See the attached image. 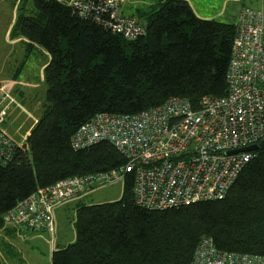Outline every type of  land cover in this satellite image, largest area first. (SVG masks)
<instances>
[{
	"label": "trees",
	"instance_id": "trees-1",
	"mask_svg": "<svg viewBox=\"0 0 264 264\" xmlns=\"http://www.w3.org/2000/svg\"><path fill=\"white\" fill-rule=\"evenodd\" d=\"M128 16L145 30L135 40L80 17L63 0L18 8L11 32L49 60L42 113L11 161L0 164V227L37 189L125 164L107 142L71 149L72 134L97 113L135 114L172 96L197 108L203 96L227 94L235 23L199 18L186 0H155ZM133 187L126 173L117 200L79 202L74 241L52 251L50 264H191L202 236L221 251L264 255V138L221 200L149 211L135 204Z\"/></svg>",
	"mask_w": 264,
	"mask_h": 264
},
{
	"label": "built area",
	"instance_id": "built-area-1",
	"mask_svg": "<svg viewBox=\"0 0 264 264\" xmlns=\"http://www.w3.org/2000/svg\"><path fill=\"white\" fill-rule=\"evenodd\" d=\"M242 7L226 71L227 94L203 96L197 108L184 97L135 114L97 113L70 138L73 151L109 143L124 159L118 169L71 176L37 189L3 215L6 224L53 236L54 210L91 188L134 175V202L161 211L201 201L221 200L256 151L231 153L264 138V0ZM80 17L129 40L144 27L120 13L121 0H66ZM0 87V164L11 161L18 146L3 124L10 96ZM14 103L13 100H10ZM37 119L34 120V123ZM191 264H264V255L226 252L211 238L196 243Z\"/></svg>",
	"mask_w": 264,
	"mask_h": 264
},
{
	"label": "rangeland",
	"instance_id": "rangeland-1",
	"mask_svg": "<svg viewBox=\"0 0 264 264\" xmlns=\"http://www.w3.org/2000/svg\"><path fill=\"white\" fill-rule=\"evenodd\" d=\"M155 0H121L120 13L127 16L132 12V8L139 5L146 7L153 4ZM192 7V10L199 18L207 20H215L224 23H235L236 16L239 10L244 6H255L253 0H187ZM32 0H19V7L22 12L31 10ZM143 4V5H140ZM12 9L3 8L0 6V58L1 62L7 59L6 55L11 50L16 49L17 54L10 57L13 59L11 66L15 67L16 61L20 62L19 69L23 71V75L32 71V83L36 87L27 88L21 86L16 88V85L7 88L4 86L9 94H12L17 102L14 101L13 96L7 99L10 102V112L6 114V121L3 124L5 132L14 140L17 146L25 140L27 133L34 126V120L42 113V105L44 101L45 85L43 80L40 84L37 78L38 67L49 60V54L38 47L33 51H28L26 45L8 46V41L5 38L7 33H12L11 28L7 30L6 20L10 19ZM9 36V35H8ZM42 52H39L41 51ZM27 53V55H26ZM25 60L22 62V60ZM1 66L2 69L5 66ZM20 75V76H23ZM36 77V78H35ZM15 104V105H14ZM8 115V116H7ZM122 181L118 180L112 184L94 187L86 191L83 195L74 198L73 200L83 197V202L86 204H101L117 200L121 195ZM73 219L69 211L64 215L59 216L57 236L54 228L53 236L48 233L32 232L24 230L22 234L19 231H13L9 235L3 231V228H10L4 223L3 228L0 227V258L4 264H50L51 253L57 248L67 246L74 241ZM11 226V225H10ZM2 228V229H1Z\"/></svg>",
	"mask_w": 264,
	"mask_h": 264
},
{
	"label": "crops",
	"instance_id": "crops-1",
	"mask_svg": "<svg viewBox=\"0 0 264 264\" xmlns=\"http://www.w3.org/2000/svg\"><path fill=\"white\" fill-rule=\"evenodd\" d=\"M63 1H66V0H63ZM0 6L3 7V8H7V9H10L11 8L12 9L10 19L6 20V22H7V30H9L10 28H12V25H13V23L15 21L16 15H17L18 8H19V0H0ZM5 38L8 41V43H7L8 46H13V45L16 46V45H20V44L26 45V41L24 39L19 38L18 36H15L13 33H7L5 35ZM37 48L38 47H27V50L31 52V51H33V50H35ZM10 50L11 51L9 53H7L6 55H4V56L7 57V59L5 61V65H4V60L1 62V58H0V84H2L3 82L4 83H7V84H5V86L7 88H10V87H12L14 85H16V88L21 87V86H26L27 88L36 87V84L35 83H32V75L31 74H32V71L33 70H31L30 73H28V74L26 73V75H23L22 74L23 71H20V69H19V66H20L21 63L18 62V60L16 61L15 67L14 66H11V64L13 62V59L10 60V57L12 55H14V54L19 53V52H16L15 51L16 49L15 50L14 49H10ZM39 52H42V50L39 51ZM26 55H27V53H26ZM17 56H18V54H17ZM23 61H25V60L23 59L22 62ZM47 62H48V60L45 63H43L42 65H40L38 67V75H39V78H37V79L40 82V84H41V82L43 80V69H44V66L46 65ZM3 65L5 66L4 69L1 68V66H3ZM20 75H23V76H20ZM0 87L5 88L2 85H0ZM10 95L13 96L12 94H10ZM13 98H14V102L16 104L17 100H16V98L14 96H13ZM10 110H9V112H10ZM37 118H39V117H37ZM83 200H84L83 197H80V198L75 199V200H71V201H69L67 203L62 204L61 206L57 207L54 210V212H53V222H54V228H56V231H55L56 236H57V227H58V220H57V218L59 216L64 215V213H66L68 211H69V213L72 216H75L76 205L79 202H83ZM8 226L10 228H3L2 227L3 228V231L5 233L7 232L6 235L7 234L9 235L14 230L15 231H19L22 234L25 233L24 230H21L19 228L14 227V226H10V225H8ZM54 230H53V233H54ZM74 238H75V234H74ZM60 248H62V247H60Z\"/></svg>",
	"mask_w": 264,
	"mask_h": 264
},
{
	"label": "water",
	"instance_id": "water-1",
	"mask_svg": "<svg viewBox=\"0 0 264 264\" xmlns=\"http://www.w3.org/2000/svg\"><path fill=\"white\" fill-rule=\"evenodd\" d=\"M257 149H258V145H252V146H249V147H246V148L238 149V150L233 151L231 153L257 151Z\"/></svg>",
	"mask_w": 264,
	"mask_h": 264
}]
</instances>
